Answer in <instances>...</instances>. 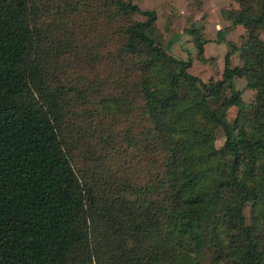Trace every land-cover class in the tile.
Returning <instances> with one entry per match:
<instances>
[{"label": "trees", "instance_id": "trees-1", "mask_svg": "<svg viewBox=\"0 0 264 264\" xmlns=\"http://www.w3.org/2000/svg\"><path fill=\"white\" fill-rule=\"evenodd\" d=\"M40 1L0 0V264H264V0H232V10H220L246 35L238 46L225 41L227 30L217 33L223 69L208 83L188 72L190 57L163 49L154 11L131 0ZM100 20L120 22L117 52L139 72L135 83L114 82L101 112L123 114L131 130H142L124 139L131 178L122 168L111 181L97 164L86 181L65 138L66 96L85 103L105 82L80 78L79 89L47 76L63 52L80 55V69L114 58ZM204 29L183 32L196 59L210 63ZM234 79L255 92L252 103Z\"/></svg>", "mask_w": 264, "mask_h": 264}, {"label": "rangeland", "instance_id": "rangeland-1", "mask_svg": "<svg viewBox=\"0 0 264 264\" xmlns=\"http://www.w3.org/2000/svg\"><path fill=\"white\" fill-rule=\"evenodd\" d=\"M57 2L59 0L40 1V3L49 4ZM131 2L137 4L142 11H154L156 13L155 25L163 36V49L177 59L186 60L190 57L192 66L188 72L205 83L219 80L222 73L225 45L217 42L219 30H227L225 41L238 46L244 41L246 35L244 30L234 31L221 21L223 17L218 12L219 9L232 10V0H131ZM40 3L39 5H41ZM204 4H206V8H204ZM209 16L210 21H208ZM135 19L146 21V17L143 15H137ZM112 22L101 21L98 27L101 28L103 34L112 33L108 48L113 53L114 58L103 57L95 61L93 66L80 69V55L78 59H73L72 55L63 52L54 62H51L56 66L49 67L51 72L47 76L48 80L53 83L61 82L63 85L79 89L82 85L80 78L97 80V84L105 82V85H102L97 92L89 94V101L85 103H81L80 99L73 94L66 96L68 113L64 120L67 129L65 138L72 155L74 169L78 177L81 176L86 181L92 178L94 170L98 171V169H94L97 164L103 165L100 169L104 176L111 181L122 173V168L126 169L127 174L128 171L132 173L129 166L134 162H132L129 152H133V150L126 147L124 139L132 136L138 138L142 130V128L131 130L129 124L131 118L128 119L123 114H104L101 112V102L114 91L115 81L123 79L128 83H135L139 79V72L135 67H132V61L121 59L119 52H117L120 41L118 35L113 31L119 28L120 22ZM192 24L205 27L203 36L208 41L205 45V55L211 59L210 63H201L196 59V51L191 37L183 32ZM175 35H178L179 38L174 39ZM79 38L80 33L77 32L76 40ZM261 38L264 40V35ZM231 62L232 67L235 63L236 66L240 64L238 52L232 56ZM234 86L237 90L242 91V99L246 104L253 102L255 92L245 89L243 79H234ZM208 103L213 109L217 107L211 99H208ZM235 115L236 109L230 108L226 114L227 121L231 123ZM135 125L142 126L139 118L135 119ZM214 135V145L219 149L224 142L223 131L217 128ZM111 138L114 139V142H111ZM123 148L128 150V153L125 151L124 155L120 153L117 156L112 153L109 154L110 152L116 153ZM91 149H94L92 159L87 156ZM99 177L101 178V175ZM128 177L131 178L130 174ZM148 180V175L140 176V182L137 183V186H145ZM244 214L247 223L250 224L252 213L249 205L245 207Z\"/></svg>", "mask_w": 264, "mask_h": 264}, {"label": "crops", "instance_id": "crops-1", "mask_svg": "<svg viewBox=\"0 0 264 264\" xmlns=\"http://www.w3.org/2000/svg\"><path fill=\"white\" fill-rule=\"evenodd\" d=\"M222 1V0H221ZM233 4V7H235V4L234 3H232ZM204 8H206V4H204ZM219 13H220V9H219V11H218ZM208 21H210V16L208 17ZM222 22H225V24H226V26H229L230 25V23L228 22V21H225V20H221ZM232 30H234V31H241V30H243V29H240V28H231ZM220 31V30H219ZM206 52H207V50H206ZM231 60H232V57H231ZM232 63V62H231ZM232 65V64H231ZM234 66H236V63L234 64Z\"/></svg>", "mask_w": 264, "mask_h": 264}]
</instances>
